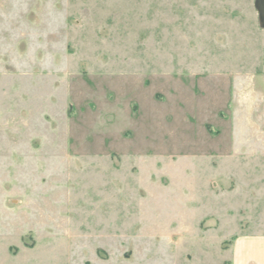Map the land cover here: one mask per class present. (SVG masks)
<instances>
[{
    "label": "rangeland",
    "instance_id": "1",
    "mask_svg": "<svg viewBox=\"0 0 264 264\" xmlns=\"http://www.w3.org/2000/svg\"><path fill=\"white\" fill-rule=\"evenodd\" d=\"M258 60L256 0H0V264H240Z\"/></svg>",
    "mask_w": 264,
    "mask_h": 264
},
{
    "label": "crops",
    "instance_id": "2",
    "mask_svg": "<svg viewBox=\"0 0 264 264\" xmlns=\"http://www.w3.org/2000/svg\"><path fill=\"white\" fill-rule=\"evenodd\" d=\"M254 67L255 69L251 71L246 68V73L238 75L241 90L249 79L252 89L256 90L264 85V61L258 60L257 66ZM242 94H246L244 90ZM239 110L240 114L233 111L236 126L239 125L242 132L236 141L243 142L246 138L248 153L241 152V167L236 168V171L226 169L225 177L213 179L212 186H216L217 189L218 180L227 181L228 186L220 193L242 199L241 207L244 209L242 211L238 209L239 211H234V214L237 213L246 221H252L253 218L264 217V211H260V208H264V96H257L256 102L242 97ZM253 127L256 128V133L249 139L250 129L252 130ZM250 235L245 234L240 237V264H264V234L254 237ZM235 263L237 264L236 261Z\"/></svg>",
    "mask_w": 264,
    "mask_h": 264
},
{
    "label": "water",
    "instance_id": "3",
    "mask_svg": "<svg viewBox=\"0 0 264 264\" xmlns=\"http://www.w3.org/2000/svg\"><path fill=\"white\" fill-rule=\"evenodd\" d=\"M256 8L259 10L264 25V0H256Z\"/></svg>",
    "mask_w": 264,
    "mask_h": 264
}]
</instances>
